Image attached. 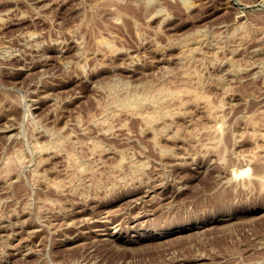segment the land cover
I'll list each match as a JSON object with an SVG mask.
<instances>
[{
    "label": "rangeland",
    "instance_id": "obj_1",
    "mask_svg": "<svg viewBox=\"0 0 264 264\" xmlns=\"http://www.w3.org/2000/svg\"><path fill=\"white\" fill-rule=\"evenodd\" d=\"M254 173L264 0H0V264H264Z\"/></svg>",
    "mask_w": 264,
    "mask_h": 264
},
{
    "label": "bare ground",
    "instance_id": "obj_2",
    "mask_svg": "<svg viewBox=\"0 0 264 264\" xmlns=\"http://www.w3.org/2000/svg\"><path fill=\"white\" fill-rule=\"evenodd\" d=\"M24 69H25V68H24ZM160 95H162V94H161V93H157V94H155V95H152V99H154L155 97H156V99H158L159 97H157V96H160ZM148 98H150L149 100H152V99H151V96L148 97ZM205 106H206L208 112H210V113L213 112L214 107L211 106V105L209 104V102L206 103ZM148 118H149V117H148ZM148 118H147V119H148ZM213 125H214V124H213ZM8 127L11 128L10 126H8ZM8 127H7V128H8ZM215 127H216V125H215ZM211 128H212V127H211ZM212 129H214V127H213ZM209 130H210V128H209ZM215 130L217 131V130H219V128H218V129H215ZM215 130H214V131H215ZM210 131H211V130H210ZM210 131H208V132L210 133ZM212 131H213V130H212ZM214 131H213V132H214ZM216 131H215V134H217V132H219V131H217V132H216ZM211 133H212V132H211ZM219 133H220V132H219ZM212 134L214 135V133H212ZM218 135H219V134H218ZM209 136H210V135H209ZM216 136H217V135H214L212 138H209V139H210V142L214 143L215 146H216L215 143H216L218 140L220 141V139H218V136H217V138H216ZM207 143H209V142H207ZM212 143H211V145H212ZM35 145H37V144L35 143ZM211 145H210V146H211ZM41 146H42V145H41ZM41 146H39V143H38L37 147H39V148L41 149L40 151L43 150ZM39 148H37V149H39ZM256 155H257L256 153H250V154L248 153V154L245 155V158H246L247 160H249V161H252V160H256V161H257V159H260V157L256 159V157L258 156V155H257V156H256ZM260 160H261V159H260ZM258 162H259V161H258ZM254 174L256 175V179H257V180H259V179H263V180H264V174H263V175H261L260 173H258V174H257V173H254ZM255 175H254V176H255ZM252 176H253V175H252ZM252 176H250L249 178H251ZM252 178H253V177H252ZM254 179H255V177H254ZM254 179H253V180H254ZM251 181H252V179H251ZM261 181H262V180H261ZM67 185H68V184H67ZM68 187H69V186H68ZM147 193H148V192H147ZM76 211H77V210H76ZM99 218H100V217H99ZM103 220H104V219H103ZM101 221H102V220H101ZM107 221H108V220H107ZM108 223H109V222H108ZM93 227H94V226H93ZM102 230H103V229H102Z\"/></svg>",
    "mask_w": 264,
    "mask_h": 264
}]
</instances>
